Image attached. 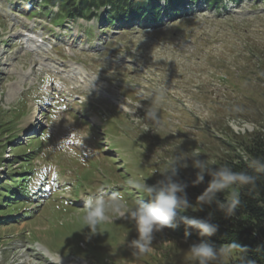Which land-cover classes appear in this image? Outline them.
Instances as JSON below:
<instances>
[{
  "label": "rangeland",
  "instance_id": "obj_1",
  "mask_svg": "<svg viewBox=\"0 0 264 264\" xmlns=\"http://www.w3.org/2000/svg\"><path fill=\"white\" fill-rule=\"evenodd\" d=\"M43 4L0 0V193L14 175H32L28 190L37 191L0 199V264H189L190 245L213 244L207 237L181 224L155 233L151 253L133 255L134 224L117 219L88 239L74 201L105 188L131 207L139 194L127 180L155 184L176 148L215 170L229 148L223 138L264 129V0L189 1L177 18L110 28L99 16L57 26V6ZM92 137L93 153L70 151ZM53 164L69 177L65 190V177H50ZM197 171L189 159L177 177L194 205L212 179L206 172L194 185ZM213 245L231 248V264L235 248Z\"/></svg>",
  "mask_w": 264,
  "mask_h": 264
},
{
  "label": "clouds",
  "instance_id": "obj_2",
  "mask_svg": "<svg viewBox=\"0 0 264 264\" xmlns=\"http://www.w3.org/2000/svg\"><path fill=\"white\" fill-rule=\"evenodd\" d=\"M149 115L155 117L154 112H149ZM199 156L195 151L186 155L176 148L167 161L168 167L160 171L162 178L155 184H149L143 177H130L127 187L139 194L131 207L122 197L115 194L109 196L105 188L97 189L95 197H82L85 208L83 228L89 230L87 238L103 233L102 226L117 219L135 225L137 237L127 242L133 255L151 253L155 233L165 228H177L181 224L186 235L195 231L202 238L212 237L218 231V225L211 222L212 213H209L208 218L189 217L183 213L189 209L202 211L205 205L215 202L227 216H234L241 205V192L237 189L248 187L250 191L255 190L259 177L246 171H234L227 164L211 170L209 165L215 162L202 160ZM189 159L191 166L199 170L192 181L194 185L204 182L206 172L212 176L208 186L197 197L195 205L188 199V185L177 179L178 170L189 167ZM246 160L257 173H264V159L246 157ZM225 191L228 193L226 202H220L217 193ZM230 253L231 248H217L202 239L199 243L191 244L185 255L189 264H225L224 258ZM248 264L254 262L249 261Z\"/></svg>",
  "mask_w": 264,
  "mask_h": 264
},
{
  "label": "trees",
  "instance_id": "obj_3",
  "mask_svg": "<svg viewBox=\"0 0 264 264\" xmlns=\"http://www.w3.org/2000/svg\"><path fill=\"white\" fill-rule=\"evenodd\" d=\"M62 8L70 15L82 14L91 15L92 8H99L101 5H110L109 14L106 21L113 22L119 19L122 23L131 24H156L163 22V16L168 19L179 17L182 7H186L189 0H58ZM193 3L197 0H191ZM241 1V0H233ZM208 7H220L222 0H204ZM89 17V16H88ZM60 19V20H59ZM58 21H61L59 18ZM232 140L223 138L225 144L229 146L227 152L219 160L220 165L227 164L234 171H246L257 175V187L250 191L248 187L237 189L241 192V205L234 216H227L217 203L205 205L203 210H198L197 218H208L212 213L211 222L218 225V231L212 237H207L213 244L237 245V251L231 264H264V173H257L255 169L249 167L246 157L264 159V129H257L247 135L235 134ZM18 180L14 185H4V192L0 197H12L19 189ZM3 184H1L2 186ZM19 187V188H18ZM227 192L217 193L220 202H226ZM6 201V200H5ZM1 207V204H0ZM3 214V213H2Z\"/></svg>",
  "mask_w": 264,
  "mask_h": 264
},
{
  "label": "bare ground",
  "instance_id": "obj_4",
  "mask_svg": "<svg viewBox=\"0 0 264 264\" xmlns=\"http://www.w3.org/2000/svg\"><path fill=\"white\" fill-rule=\"evenodd\" d=\"M47 253L48 254H50V255H52L51 253H49L48 251H47ZM50 259H54V256L52 255V256H48Z\"/></svg>",
  "mask_w": 264,
  "mask_h": 264
}]
</instances>
